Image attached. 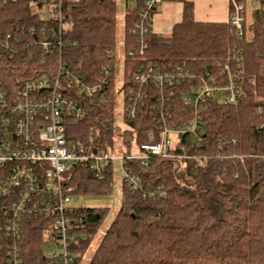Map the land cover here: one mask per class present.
<instances>
[{"label": "trees", "instance_id": "16d2710c", "mask_svg": "<svg viewBox=\"0 0 264 264\" xmlns=\"http://www.w3.org/2000/svg\"><path fill=\"white\" fill-rule=\"evenodd\" d=\"M142 1L125 3L124 52L132 47L130 30ZM64 6V15L73 25L65 34L63 59L90 83L116 63L107 51L115 49L117 4L114 0H65ZM44 24L33 12L30 0H10L0 6V34L9 36L0 75L8 84L16 77L32 76L35 69L41 68L38 58L42 50L26 42L32 41L30 28ZM253 28L255 37L246 42L235 35L229 21H195L192 5L186 3L181 21L167 35L150 29L143 55L136 52L133 59H126L122 90L128 94L126 81L136 67L204 68L215 62H231L240 50L238 57L243 66L239 74L245 98L240 104L206 103L205 111L200 109L198 113L205 135L196 141L184 135L177 144V152L206 157L205 166L191 159L151 158L147 167L136 161L127 163L147 190L160 189L165 195L147 200L121 183L120 206L87 264H264V31L258 21ZM113 77L107 75L103 98L95 95L86 99L84 116L67 127L66 141L71 146L110 147L114 152L122 147L116 146L118 139L127 148L132 137L142 143L148 140L149 129L158 132L159 119L149 108L156 106L152 98L146 99L148 108L129 121L125 118L124 99L120 111L127 128L117 130L116 104L120 101L114 94ZM164 107L170 113L168 126L174 123L183 127L193 118L179 91ZM220 136H233L236 143L219 144ZM113 174L111 165L96 177L79 164L66 172V181L72 195L109 194ZM106 213L107 209L95 207L75 211V264H81ZM35 228L30 224L26 232L31 259L40 258L42 245Z\"/></svg>", "mask_w": 264, "mask_h": 264}, {"label": "built area", "instance_id": "2783aa9c", "mask_svg": "<svg viewBox=\"0 0 264 264\" xmlns=\"http://www.w3.org/2000/svg\"><path fill=\"white\" fill-rule=\"evenodd\" d=\"M10 0H0V6ZM65 0H30L33 12L44 25L32 26V41L26 45L39 47L41 68L29 77H16L10 85L0 75V264H75L72 248L77 224L75 211L79 209L71 200L66 172L76 165H83L100 177L102 170L111 165L121 174V183L147 200H156L165 195L160 189L147 190L140 179L127 165L138 162L147 167L151 158L196 160L205 166L206 157L177 152V144L184 135L193 141L205 135L199 110L205 111L206 103L222 105L240 104L245 98L239 74L243 61L235 52L231 62H215L214 66L161 67L146 65L136 67L126 81L128 91L124 93L123 67L126 59H133L136 52H145L146 35L151 29V15L162 0H143L136 13V22L130 30L134 41L130 50L120 41L121 60L119 79L116 65L109 67L105 75L88 83L84 76L63 59L66 45L65 34L72 22L64 15ZM116 2V0H114ZM135 0H124L133 2ZM228 21L235 35L246 42L255 37L254 25L258 21L264 31V0H229ZM23 35H25L23 33ZM8 35L0 34V68L7 56ZM24 49V48H22ZM12 49L8 58H12ZM114 50L107 54L113 55ZM33 60V56L29 55ZM112 68V71H111ZM217 69L219 71H217ZM107 75L114 76L115 90L121 104L125 106L127 121L135 119L137 113L146 108V99L156 104L149 107L159 119L158 132L147 131L148 140L138 143L135 137L119 153L106 149L87 148L82 144L70 145L66 141V129L84 116V101L95 95L103 98L102 91L108 86ZM179 91L181 99L190 106L193 118L183 127L168 126L170 113L164 106ZM124 99L126 103L124 105ZM258 111H261L260 108ZM127 128V127H125ZM119 132L121 129L118 127ZM118 137V132H115ZM222 145L235 144L233 136H220ZM35 224L42 245L52 243L61 249L59 254L45 256L40 249V258L28 256L27 226ZM103 234V232H102Z\"/></svg>", "mask_w": 264, "mask_h": 264}, {"label": "rangeland", "instance_id": "374dc122", "mask_svg": "<svg viewBox=\"0 0 264 264\" xmlns=\"http://www.w3.org/2000/svg\"><path fill=\"white\" fill-rule=\"evenodd\" d=\"M163 6L165 7V11L163 12L162 18L159 17L153 18V32L154 33H162L167 35L172 26L180 22L183 15V9L186 3H190L192 5V14L193 19L196 21L203 22H227L229 16L230 9V1L229 0H164ZM118 14H117V27H116V44L114 49V58L117 61L116 65V75L119 79L120 76V60H121V47L120 41L122 40V20L125 10L124 0H116ZM133 5V3H130ZM166 5V6H165ZM115 123L116 126L124 130L125 125L122 123V116L120 111V103L116 104V114H115ZM121 149V148H120ZM114 153H119L118 148L114 149ZM121 182V174L119 173L118 168L116 167V171L113 174V183L111 193H100L98 195H72L71 200L77 207H95L101 209H107V213L105 219L98 230V233L94 237L93 241L89 245L86 250L81 264H87L89 259L91 258L94 250L96 249L102 232L106 230V228L112 222L114 215L116 214L120 203L121 197L118 191ZM44 243L42 245V252L45 256H52L55 254H59L61 249L56 247L52 243H46V235L44 238Z\"/></svg>", "mask_w": 264, "mask_h": 264}, {"label": "crops", "instance_id": "0c3cea01", "mask_svg": "<svg viewBox=\"0 0 264 264\" xmlns=\"http://www.w3.org/2000/svg\"><path fill=\"white\" fill-rule=\"evenodd\" d=\"M164 2V0H162L161 1V4L157 7V9L155 10V12L153 13V16H152V18H151V30L153 31V18H154V16L155 17H159V19L160 18H162V16H163V12L165 11V7L163 6V3ZM166 6V5H165ZM196 21H198V20H196ZM178 23V22H177Z\"/></svg>", "mask_w": 264, "mask_h": 264}]
</instances>
